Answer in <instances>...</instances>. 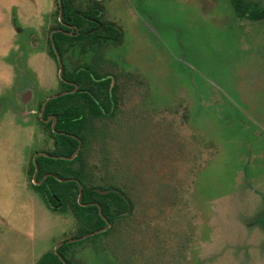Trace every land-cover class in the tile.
<instances>
[{"label":"rangeland","instance_id":"1","mask_svg":"<svg viewBox=\"0 0 264 264\" xmlns=\"http://www.w3.org/2000/svg\"><path fill=\"white\" fill-rule=\"evenodd\" d=\"M105 6L124 31L101 68L118 109L97 121L87 161L132 211L88 234L91 221L34 192L31 162L52 149L40 105L61 88L57 4L0 0V264H39L65 241L73 264H264V21L230 0Z\"/></svg>","mask_w":264,"mask_h":264},{"label":"trees","instance_id":"2","mask_svg":"<svg viewBox=\"0 0 264 264\" xmlns=\"http://www.w3.org/2000/svg\"><path fill=\"white\" fill-rule=\"evenodd\" d=\"M63 4V21L75 25L76 29H68L61 25L65 31L56 32L52 38L55 55L57 50L61 57L75 44L91 38V47L99 45L103 40L106 44L115 43L119 33L104 34L96 32L84 18L91 15L92 11L84 12L81 7L73 6L74 0H60ZM76 1V0H75ZM78 1V0H77ZM236 16L241 20L251 22L264 21V7L254 0H230ZM110 30L109 25H105ZM73 32V37L65 33ZM107 36H112L109 41ZM83 49V48H82ZM62 77L77 84L75 92L59 94L51 98L45 104L44 117L55 115L56 126L51 123L44 124L52 139L54 149L46 151L36 159L38 172L36 180L40 183L34 185V190L40 195L45 204L54 212H67L70 208L75 217L81 221H91V230L88 234L105 233L102 231L107 221L113 224L124 214L131 213L132 209L125 200V194L118 188L98 186V178L93 168L88 167L87 152L96 137V120L114 117L116 104V89L112 86V80H104L94 70L86 71L81 67L70 71L64 65ZM65 89H74L61 81ZM104 88V90H102ZM76 165V168H70ZM36 166L33 162L30 176H33ZM82 191V196H81ZM91 203H95L94 205ZM87 206H83L86 205ZM65 244L60 254L65 258ZM68 264H73L67 260ZM39 264H63L60 258L54 254H47Z\"/></svg>","mask_w":264,"mask_h":264},{"label":"flooded vegetation","instance_id":"3","mask_svg":"<svg viewBox=\"0 0 264 264\" xmlns=\"http://www.w3.org/2000/svg\"><path fill=\"white\" fill-rule=\"evenodd\" d=\"M55 1H56V4H57L56 21H55L56 23L49 30L48 46H49V54H50V56L53 57V59L56 61L57 65L59 67V71H60V87L61 88H60V92L58 94H55V95L49 97V99L43 101L41 103V105H40L41 121H42L43 125L51 123L53 128H55V126H56L57 118H56L55 115H50L47 118L44 117V111H45L46 102L49 101L51 98L59 96L60 93L61 94H65V93H68V92H75L78 89V86H77L76 83L71 82V81H67V80H65L62 77L61 71L63 73L62 68L64 69V65H66V67L70 71H73L74 69H76L78 67H81L83 70H86V71L94 70L98 75L103 76L104 80H106L108 78L111 79L112 80V85H111L112 87L111 88L117 87V89H116V93H117L118 86L115 83L114 77L112 76L111 73L104 72L103 70H101V68H102V64H103L102 62H103L104 53L107 52L108 49H110L109 47H111V52L113 51L112 50L113 47H118L119 48L122 45V43H123V37H124L123 28L119 24H116V22L113 21L108 15H106L105 3L108 2V1L110 2L112 0H78V1L74 0L73 6L81 7V10H83L84 12H88L89 10L92 11L91 13L93 14V16L84 15V18H85V21L89 25L93 26L92 29L94 31L103 32L106 35L109 34V33L110 34L119 33V37L117 38V41L115 43L109 42V44H106L105 40H103L99 45L94 46L93 48L91 47V38H87V39H84L82 41V44L78 43V44L72 45L67 50V52L64 53L63 57H61V55H60L58 50H57V52H55V55H53L52 52H51V46L53 48L52 38L54 37V34L56 32L65 31L63 28H59V25L65 27V28L71 29V30L76 29L75 25L63 21V4L61 3L60 0H55ZM131 7L133 9L132 5H131ZM137 8H138L139 12L142 13L138 5H137ZM140 13H136L135 12L136 15L137 14L140 15ZM105 17L109 21H106L104 19ZM105 25H109V27H110L109 31L104 28ZM65 33H67L71 37H73V35H74L73 32L66 31ZM107 38H108L109 41H113L112 36H107ZM114 54H115V50H114ZM78 55L80 57H82V58L77 60L76 62L75 61L73 62L72 58H74L75 56H78ZM115 55H117V54H115ZM61 81H63L67 85L74 86V89H65V87L62 85ZM102 90H104V88H102ZM115 97H116V104H117V107H118L116 94H115ZM116 112H117V110H116ZM111 118H113V117H111ZM111 118H107V119H111ZM100 120H105V119H100ZM96 121H99V120H96ZM45 128L47 129L46 126H45ZM47 131H48V129H47ZM48 133H49V131H48ZM50 139H51V142H52V148L54 149V140L52 139L51 136H50ZM45 153L46 152H42V153H38V154H45ZM31 165H33V160L31 162ZM31 165H30V169H31ZM70 168L74 169V168H76V165H70ZM35 174H36V169H35V172H34L33 176L29 175V178H30L31 182L34 185L40 183V182H38L36 180ZM34 185H33V190H34ZM34 192H35V190H34ZM125 200H126L127 203L130 204L129 207H131V209H132L131 203L126 198H125ZM91 204L94 205L95 203H91ZM83 206H87V204L83 205ZM124 216H125V214L122 217H124ZM122 217H120V218H122ZM117 221H115L113 224H111V222L107 221V224H106L105 228L102 231L108 229L107 232H110L112 230L110 227H112V225H114ZM107 232H105V233H107ZM65 244H68V246L64 250V253H65V258H64L60 254L59 250ZM73 245H74L73 241L72 242L71 241H65L55 251L50 252L48 254L57 255L60 258V260L63 262V264H68L67 260H70L72 262L74 251L71 248H72Z\"/></svg>","mask_w":264,"mask_h":264},{"label":"water","instance_id":"4","mask_svg":"<svg viewBox=\"0 0 264 264\" xmlns=\"http://www.w3.org/2000/svg\"><path fill=\"white\" fill-rule=\"evenodd\" d=\"M63 70V68H62ZM61 75H62V71H61ZM42 154H36L35 157H34V161H35V166H36V174L38 172V166H37V163H36V159ZM36 174H35V178H36ZM81 196H82V191H81Z\"/></svg>","mask_w":264,"mask_h":264}]
</instances>
